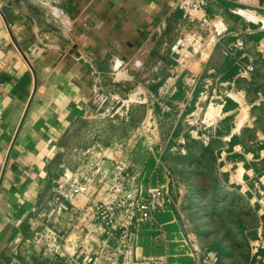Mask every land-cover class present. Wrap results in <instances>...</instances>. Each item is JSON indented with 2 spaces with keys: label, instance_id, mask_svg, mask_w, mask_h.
I'll list each match as a JSON object with an SVG mask.
<instances>
[{
  "label": "crops",
  "instance_id": "obj_1",
  "mask_svg": "<svg viewBox=\"0 0 264 264\" xmlns=\"http://www.w3.org/2000/svg\"><path fill=\"white\" fill-rule=\"evenodd\" d=\"M176 1L0 0V264H66L32 242L44 229L40 214L64 171L83 182L107 158L91 198L52 223L66 237L62 255L101 251L106 226L96 219L93 201L103 198L104 177L118 157L137 174L142 198L151 189L164 192L154 218L131 228L136 258L201 264L199 252L212 247L226 264H264V229L215 243L198 204L210 193L212 205L218 198L254 204L243 183L264 170V131L257 128L264 109V36L243 14L263 17L264 0H207V12L226 33L180 80L165 112L152 96L173 63L170 46L181 24ZM238 37L245 41L238 56L255 66L252 75L239 76V64L226 55ZM190 75L194 90L187 86ZM226 92L216 136L204 147L190 139L186 120L206 95L221 102ZM183 137L185 156L176 150ZM207 150L221 155L225 176L235 171L226 180L243 191L240 199L232 188L209 192L191 181L187 167L194 170ZM115 248L111 241L110 251Z\"/></svg>",
  "mask_w": 264,
  "mask_h": 264
},
{
  "label": "built area",
  "instance_id": "obj_2",
  "mask_svg": "<svg viewBox=\"0 0 264 264\" xmlns=\"http://www.w3.org/2000/svg\"><path fill=\"white\" fill-rule=\"evenodd\" d=\"M207 0H177L176 8L181 15V24L177 28L174 42L170 46V57L173 63L168 67V75L158 92L152 96L163 111L171 108L168 100L178 92L179 82L188 72H192L204 54L211 52L221 42L226 29H220L214 17L207 12ZM255 15V14H254ZM256 17V16H255ZM245 46L243 38L238 37L233 48L226 50V55L236 60L240 66L239 76L252 75L255 66L241 61L238 52ZM195 76L189 77L187 86L194 90ZM225 97L217 99L206 95L196 109L186 120L190 139L200 141L204 147H209L216 136V127L223 117V107L227 102L229 92ZM176 150L183 156L187 155V138L177 141ZM107 158H102L96 169L83 182H78L74 174L66 170L56 181L52 200L48 208L40 214L44 229L35 235L33 243L42 247L50 258L63 256L66 264H101L105 259L108 264H167L163 257L145 256L136 258L135 243L131 228L137 221L152 220L163 207L164 192L161 188L151 189L147 198H142L137 174L131 169L130 163L124 157L112 159V168L104 178L103 198L93 201L96 219L106 226V236L102 240L101 251L91 253L81 250L76 254L62 255L65 243L64 237L52 224L55 217L62 212H68L71 206L81 199H89V190L97 175L104 174ZM262 174V173H261ZM263 187L258 202L261 219L264 221V172L254 174ZM91 200V199H90ZM261 240V239H260ZM259 240V241H260ZM111 241L116 248L111 249ZM16 252V250H15ZM201 264H226L220 255L211 249H202L199 254Z\"/></svg>",
  "mask_w": 264,
  "mask_h": 264
},
{
  "label": "rangeland",
  "instance_id": "obj_3",
  "mask_svg": "<svg viewBox=\"0 0 264 264\" xmlns=\"http://www.w3.org/2000/svg\"><path fill=\"white\" fill-rule=\"evenodd\" d=\"M248 13L247 15H249ZM250 14L252 18H249L244 14L243 17L247 19L249 23H252L254 26H256L254 32H262L264 36V16L262 17L256 12ZM258 112V114H260L259 119L261 121L258 122L257 128L261 131H264V109ZM220 156L221 155H216V153L209 150L204 151L201 155L198 156V160H196L195 162L197 163L196 168L192 170L190 169L191 167H187L186 170L189 172L191 181L199 182L203 186V188H205L209 192L217 188L224 189L228 187L236 191V188H233V186L229 185L228 181L226 180V177H228L229 180V176L235 174V171L231 169V171L227 172L228 176H225V172L223 171L222 167L223 165L221 164L222 162H219L223 161L221 160L222 158H220ZM262 164L264 167V161L263 163H260V165ZM263 172L264 170L262 169L258 174H260L261 176ZM231 178H233L234 181H237V178L235 176H232ZM258 179L259 178H257L253 174L249 176L248 180L244 181L243 183V188L246 189V192L244 193L249 199L253 201L254 204L252 205L249 204V202L238 201V203L241 205L238 204L239 206H237L232 202H228L226 200L219 201L221 200V198H218L219 200H215L212 205V202L210 201L212 197L211 193L209 196H206L204 199L198 202V204L201 206V209L199 208V211L202 215V223L203 225H205V229H208V231L212 232L213 236L211 238L214 239L215 243L221 237H226L227 242V239H229L230 237L232 238L234 235L239 239V237H241L242 235L241 233H243L244 231L245 233L243 234L251 235L255 233L259 226L264 229V221L260 216L259 205L258 202L255 201V198L261 197L260 190L263 191V187L260 183H258ZM240 193L244 195L243 191H236L238 199H240ZM253 209L257 211L256 214L259 218L260 225H257L255 223V219L253 217L255 213L253 212ZM206 210H212V214L207 213L208 211ZM229 230H231V233H228ZM261 236L262 237H259V239L264 240V234H262ZM208 248L214 249L212 247Z\"/></svg>",
  "mask_w": 264,
  "mask_h": 264
}]
</instances>
